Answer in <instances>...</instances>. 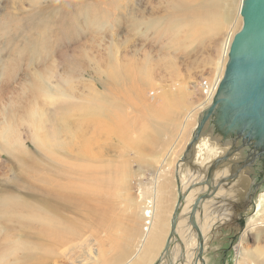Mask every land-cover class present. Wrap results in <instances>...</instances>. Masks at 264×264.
Returning a JSON list of instances; mask_svg holds the SVG:
<instances>
[{
	"label": "rangeland",
	"instance_id": "1",
	"mask_svg": "<svg viewBox=\"0 0 264 264\" xmlns=\"http://www.w3.org/2000/svg\"><path fill=\"white\" fill-rule=\"evenodd\" d=\"M158 4L0 0V243L8 245L0 253V264L21 263L26 253L31 254L26 264H80L77 256L48 254L47 237L38 232L40 222L60 221V216L70 227L79 225L83 234L92 235L93 248L101 251L99 264H118L123 256L122 263L127 249L133 250L130 229L137 227L138 202L152 194L160 167L163 201L172 213L174 165L161 161L170 145L174 149L169 158L177 161L189 140L196 117L180 126L189 110L206 106L207 85L215 77L214 62L229 30L214 42L203 24L192 32L170 29L172 23H158ZM174 20L186 21L180 13ZM90 105L99 109V127L93 134L82 126L84 136L92 138L88 148L93 154L91 161H83L76 148L80 139L63 128L64 123L84 120L83 109ZM113 115L123 120V135L110 129ZM81 166L90 173L85 184L92 197L89 206L65 202L66 208L60 207L54 192L64 188L58 184H82ZM100 195L107 207L97 205ZM213 201L196 218L198 226L210 217L215 221L203 236L204 264H262L256 251L261 248L264 254V226L241 234L232 219L235 211L219 199ZM263 217L264 211L256 216L264 222ZM185 227L193 232L194 263L197 235L188 222ZM173 241L179 243L176 237Z\"/></svg>",
	"mask_w": 264,
	"mask_h": 264
},
{
	"label": "bare ground",
	"instance_id": "2",
	"mask_svg": "<svg viewBox=\"0 0 264 264\" xmlns=\"http://www.w3.org/2000/svg\"><path fill=\"white\" fill-rule=\"evenodd\" d=\"M158 2H159V4H158V23H172V25H170V29L179 30V28L183 27V28H186L185 29L186 32L187 31L192 32L191 30L195 26H197V24H201V25L203 24L205 27H207V29L205 28L206 29L205 33H210L211 36L213 37L212 40L214 42H215V38L219 37L220 33L222 31H224L226 29L229 30L227 32V34L225 35L224 41L222 43V48H220V50H221L220 57H218L216 59V61L214 62V69H215V75L214 76L215 77H214L213 81L211 83H209V85H207L206 94L208 95V97L206 98L205 101L207 102L206 105H208L212 99V96L216 90L218 82L221 79L223 71H224V64H225L226 58H227V51H228L229 43H230L231 38L233 36L232 32H233V30H235L237 28V26L239 24L241 25V17L239 15V7H240L241 0H158ZM178 13L184 15L185 20H186L185 23H176L175 22L174 15H177ZM166 19H168L167 22H165ZM173 22L175 24H173ZM230 25H231V27L228 28V26H230ZM174 32L175 31H173V34H174ZM205 86H206V84L204 83L203 87H205ZM203 89L205 90V88H203ZM94 98H95V96H94ZM85 108H89V109H83V110H85V113H83L84 120L80 116L82 120H79L78 124H77V122L76 123L74 122L72 124L64 123L65 122L64 121L63 122L64 123L63 129L69 135H71V137H76V138L80 139V140H77L78 141L77 142L78 147L76 146V148H78L77 152L82 154V157L84 158L83 161H91L93 159V154H91L89 152L90 149L88 148V146H89V143L92 140V138L84 136V128L83 127L84 126L86 127V125H87V127H90L92 129L93 134L98 133L97 128L99 127V116H100V114H99V109H96L95 106H91V107L86 106ZM202 109H200V111ZM199 112L197 110H195V108L189 110L185 114V118H183L184 122L180 126V129L184 128L188 119L191 120L193 117L195 118ZM108 119H111V118L108 117ZM111 120H112V125H111L110 129L119 133V134H122V130H123V126H124L123 120L119 117H115L114 115H113ZM37 122H38V120H37ZM195 124H196V119H195V123H194L193 127L190 129L191 131L193 130ZM41 127H39V129ZM190 130H189V133L191 134ZM88 131H89V129H88ZM87 133L85 135H87ZM37 136H40V135H36V137ZM36 139H38V138H36ZM189 139H190V137H189ZM186 143L184 144L183 149H181L180 156H181L182 152L184 151ZM60 145H61V143H60ZM173 149H174V146L170 145V148L167 150V152L163 156L162 161L161 160L160 161L162 163L161 165H163V164H166L167 166L172 165V167L174 165V172H173L174 173V179H175L174 184L176 186V201L174 203V207H175V204H176L177 198H178V185H177V179L175 177V171H176V162L179 160L180 156L177 159V161L174 158H173V160H171L169 157H170V154H171ZM97 155L99 156L100 153ZM214 155H215V152H212L209 149L208 145H206V148L204 150H202V151L199 150L198 153L196 154V159H197L196 161H198L200 164H204L205 161H207L210 156H214ZM78 169L81 171L80 177L82 176L83 179H85L84 182H81L82 184L77 183V182L75 184H71L68 182L67 183L68 185H65L64 183L58 184L57 187L58 188H64V190L58 189L57 192L56 191L54 192L61 199L60 207H65L64 203L67 202V203L73 204L74 206H77L78 208H80V207L85 208V207L89 206L88 201L92 200V197H90L88 195V189H89L88 187L89 186L87 187L85 185V184H87L86 179L90 173H89V171H87V169L84 166H81ZM161 172H162V170L160 167V169L158 170V172L156 174V180H155L156 184L154 186V189L151 190L152 194L148 198H145L143 195V198H141L140 202H138L139 208H138V210H135L136 214H135V219H134L137 227L130 229V232L132 233L131 239L133 240L132 241L133 250L131 251V249L128 248L127 254L125 255V258L126 259L128 258V259L127 260L125 259L122 263H119V262H121V260L124 259V257L121 256L118 258V262H117L118 264H151L156 256H158V257L160 256V253L162 252V250L164 248V245H165L168 233H169L168 230H170V219H171L172 213L174 211V207H173L172 213L168 214V209L165 205V202L163 201L164 192H163L162 187L160 186V182H159ZM178 175H179V183H180V187H182L181 188L182 191H184L187 188V186L191 182H193L195 179L194 175L191 174L190 169L188 167L185 168L184 164L182 162L179 163ZM219 175H222V174L220 173ZM219 175L217 174V176H219ZM79 185H81V186L79 187ZM68 188H73L75 190H77V188H78V190H77V192L68 191L67 190ZM197 191H198V188H195V189H192L185 194L183 203L180 206V212H179L180 215L176 221L177 222V224H176L177 237L176 238L179 241V243L178 244H176V243L172 244L171 252L168 253L169 256L165 257L166 256L165 255L163 261L161 263L159 262L158 264H193L192 263L193 252L191 250L193 249L192 246L195 245V240H194V238H192L193 232L191 234V230H190V232L188 231L189 227L188 228L185 227V223L188 222V213L190 211V205L194 201V198L196 196ZM232 193H233L232 190L228 191L226 189L219 187L215 190V192L213 194L214 196L210 197V199L205 200L202 203L201 207L203 209L204 207L208 206L207 203H210L211 205L213 203H215L213 201L214 197L219 198V201L222 205H226V204H228V200L226 198H224V196L228 197L227 194L229 196H232L233 195ZM220 196H222L221 200H220ZM101 198H102V196H101ZM106 201H107V199H103V198L98 199L97 205H101L102 203H105L104 205L107 207ZM263 203H264V191H262L258 194L257 201H256V209H255L254 213L252 215L249 214V215L245 216L244 226L241 230V232H242L241 234H244L247 231H249L253 228H256L257 226H264V222L262 220L260 221V220H258V218H256L257 215L259 216V214H261V212L264 211V207H262ZM136 205H137V202H136ZM98 208H100V207H98ZM215 208L217 210V208H219V207L216 206ZM222 213H219L220 216ZM225 213H226V211H225ZM227 214H229V213H227ZM196 217H197V212H196L195 218ZM224 217H226V216H223V218ZM210 218H208L207 220H204L200 224V226H198V227H200L199 229L203 233L202 234L203 236H205V234L207 232L206 231L207 226L210 227V224H211L210 222H212V221L215 222L214 219H212V221H211ZM58 219L54 220L52 218H49L44 223L40 222V226L38 227V232L42 233L41 234L42 236L47 237L46 241L49 245L48 246V254H54L55 252H59L65 256L67 255L69 257L77 256L80 259L77 260L76 262L79 261L80 264L97 263L99 261L98 255H99V252H101V251H99L100 249L95 250L93 248V246H92L93 244L91 241H94V240H92L93 239L91 237L92 235L88 236L89 234H87L86 232H85L86 234L85 233L83 234L84 230L80 227H77L79 225H72V227H70L71 222L69 224L67 222L68 219H65V218L62 219L61 216H60V221ZM263 219H264V217H263ZM61 221L64 224H61ZM196 223H197V225L199 224L197 221H196ZM189 225L192 226L191 223H189ZM81 226H83V225H81ZM167 228H168V230H167ZM166 230H167V232H166ZM165 232H166V234H165ZM189 233L192 236H190ZM164 235L166 238L164 237ZM163 239H165L163 248L160 252H158V249L160 248V246L163 242ZM203 239H205V238L203 237ZM2 244L0 243V253L5 251L7 246H8V245H4V244L2 245ZM55 244L58 246L57 248H59V251L57 250V248L53 249ZM203 244H204V241H203ZM83 246H84V249L82 251L80 250L81 253H83V254H81L80 252H78L79 251L78 249H82L81 247H83ZM129 251H131L130 255H128ZM70 252H72L71 256H70V254H71ZM79 253H80V255H79ZM256 255H258V256L262 255L260 257L261 258L260 261L262 262V264H264V254H263V251L261 248L257 249ZM30 257H31V254L26 253L25 255L21 256V258L23 259V261L21 263L18 261H15L14 263L15 264H26L29 262ZM158 257H157V259H158ZM157 259H156V261H157ZM98 264H99V262H98ZM196 264H200V263L197 262Z\"/></svg>",
	"mask_w": 264,
	"mask_h": 264
},
{
	"label": "water",
	"instance_id": "3",
	"mask_svg": "<svg viewBox=\"0 0 264 264\" xmlns=\"http://www.w3.org/2000/svg\"><path fill=\"white\" fill-rule=\"evenodd\" d=\"M239 15L241 25L229 43L222 77L210 103L197 114L190 139L176 162L178 198L164 248L154 264L171 252L180 206L190 190L198 188L188 213L198 240L193 264L198 260L204 264V239L195 218L196 212L200 217L203 213L202 203L219 187L232 190L233 195L226 197L227 206L235 211L232 218L242 229L245 216L255 211L258 194L264 191V0H241ZM206 145L215 155L200 164L196 154ZM180 162L195 177L184 191L179 183Z\"/></svg>",
	"mask_w": 264,
	"mask_h": 264
}]
</instances>
